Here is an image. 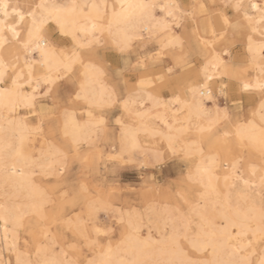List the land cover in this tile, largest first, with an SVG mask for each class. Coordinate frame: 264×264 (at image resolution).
Here are the masks:
<instances>
[{
    "label": "snow or ice",
    "instance_id": "snow-or-ice-1",
    "mask_svg": "<svg viewBox=\"0 0 264 264\" xmlns=\"http://www.w3.org/2000/svg\"><path fill=\"white\" fill-rule=\"evenodd\" d=\"M252 34L264 53V3L137 0L109 14L0 0V222L15 256L0 264H264V55L240 81L260 95L250 111L210 83L249 71L223 49L247 35L254 53ZM197 57L203 75L188 70ZM108 149L113 175L93 183ZM177 159L187 172L161 182ZM136 164L139 203H118L116 172Z\"/></svg>",
    "mask_w": 264,
    "mask_h": 264
},
{
    "label": "rangeland",
    "instance_id": "rangeland-1",
    "mask_svg": "<svg viewBox=\"0 0 264 264\" xmlns=\"http://www.w3.org/2000/svg\"><path fill=\"white\" fill-rule=\"evenodd\" d=\"M180 3H199V2H207V3H212V0H178ZM189 1V2H188ZM217 3H219L217 1ZM228 14L229 15H235V12L233 9H228ZM245 35H238L236 40L232 43V45L229 48V53L227 57L228 60H230L238 69H243L246 67V62H245V56L246 50H245V42H244ZM67 47L71 48V42L66 45ZM111 44L107 43L106 48H111ZM238 51V52H237ZM233 53V54H232ZM150 54V53H149ZM119 55V53L115 52L114 50L108 53V56L110 57L109 59L105 60V65L106 66H115L116 62V57ZM234 55V56H233ZM236 55V56H235ZM264 55V53H263ZM204 59L202 57H197L192 60V67L189 68V71H198L200 70L201 65L204 63ZM135 63V60L133 59L132 61ZM119 63L122 65L123 61H119ZM240 73V71H237ZM232 88L236 89V94H237V102L241 105V107L244 109L245 112L250 111L257 101L259 100L258 97H256V100H254L253 93H248V92H242L240 91L236 85H230V90ZM239 90V91H238ZM242 93V94H241ZM256 94V93H254ZM171 96H165L162 97L164 100H168ZM247 98V99H246ZM230 104H234L236 102L229 101ZM221 106H223L221 104ZM116 111V114L119 115L118 110H113ZM24 116L28 115V110H22L21 111ZM31 119V117H29ZM114 123V121H113ZM111 149L106 150L105 155L103 157L97 156V167L96 171L94 172V177L96 178L93 180V183L97 181H103L107 179L108 177H111L113 175L111 166H112V161L107 160V154L110 152ZM184 165L183 160L177 159L175 162L171 163V166L165 165V167L162 170H158L157 175L161 176L163 180H172L175 177L181 175L182 172L185 173V168L182 167ZM153 173L148 170V175L151 176ZM90 180L92 179L91 177L89 178ZM116 182L118 184H121L125 189L128 191L124 194H118L117 196V201L118 203H139L138 200V192L135 190L138 189L141 185V171L140 167L138 164L136 165H122L119 170L116 172ZM120 195H123V199L120 200ZM112 221L109 220V223ZM21 243L23 242V236L20 238ZM10 259H12L11 255H8Z\"/></svg>",
    "mask_w": 264,
    "mask_h": 264
},
{
    "label": "bare ground",
    "instance_id": "bare-ground-1",
    "mask_svg": "<svg viewBox=\"0 0 264 264\" xmlns=\"http://www.w3.org/2000/svg\"><path fill=\"white\" fill-rule=\"evenodd\" d=\"M219 3L223 2V0H217ZM11 3H15L16 0H10ZM49 2H53V0H49ZM54 2H58V3H71L72 0H54ZM76 2L81 3V4H92V3H99L101 5L103 4H107L108 5V12L109 14L112 11V6L116 5L117 6V11H119V5L123 2V3H134L137 2V0H76ZM150 2H156V3H168L169 0H150ZM179 2V1H178ZM189 2V1H188ZM228 2H231V0H228ZM243 2L245 4H248L249 2H255V3H264V0H243ZM159 11V9L157 10ZM249 14H254V11L249 9ZM257 20L259 19V15L255 14ZM120 27L121 26H114L113 28V32L116 34L117 38L120 37ZM145 35H148L147 33H145ZM253 38H254V44H255V52L254 53H249L248 52V40H247V35H245L244 38V42H245V50H246V58H245V62L246 67L249 69L248 72H244V71H240L234 73L238 79H233L229 81L228 77H221L218 74L214 77L213 81L210 83H213L214 86L219 89L220 84L216 83V81H225V82H229V87L230 85H236L237 88L240 90V81L241 80H245V79H251V80H255L257 78V76L259 75L258 69L254 68L251 64V59L252 56L255 55L256 60L259 61L261 55H263V53L260 51L259 49V44L261 43L258 34H252ZM108 38L106 37V40ZM70 41V38H69ZM71 42V41H70ZM108 43L111 44V41L108 40ZM230 48V47H229ZM229 48L223 49L224 52L229 53ZM238 52V51H237ZM233 54V53H232ZM234 56V55H233ZM236 56V55H235ZM229 58V56H228ZM206 63V61H204V63L201 65L199 72L201 73V75H203V67L204 64ZM211 72V69H210ZM95 87L98 89L99 85H95ZM238 90V91H239ZM248 93H253L254 100H256V97L259 98V100L257 101V103L255 104L254 107L258 106L259 102H260V95L258 92H248ZM256 93V94H254ZM242 94V93H241ZM170 98H168V100H170ZM247 99V98H246ZM167 101V100H166ZM223 107V106H221ZM147 108H152L151 104L147 105ZM22 110H27L26 108H24L23 106H20L17 108V112L19 114V117H24V114L21 113ZM176 110L175 107H171L170 109H165L164 107H159L156 108L152 111V116H156L158 114H164L165 112H167L168 116L171 117V113L174 112ZM5 115H7V113H4ZM153 123H156L158 125H160V121L159 120H154ZM162 126V125H161ZM143 139V135L141 137ZM184 163V161H183ZM185 168V173L187 172V167ZM0 195H2V193H0ZM12 243V237H11V229L9 230V235H8V239H5V233H4V225L2 222H0V257H2L5 261H8L10 259V257L8 255L12 256V261L15 260V256L13 254H11L9 252V245Z\"/></svg>",
    "mask_w": 264,
    "mask_h": 264
}]
</instances>
